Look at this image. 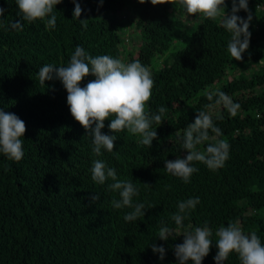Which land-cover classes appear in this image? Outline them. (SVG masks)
I'll list each match as a JSON object with an SVG mask.
<instances>
[{"label": "trees", "instance_id": "1", "mask_svg": "<svg viewBox=\"0 0 264 264\" xmlns=\"http://www.w3.org/2000/svg\"><path fill=\"white\" fill-rule=\"evenodd\" d=\"M76 2L86 29L73 18L72 0L56 5L54 29L23 21L16 0H0V109L26 125L23 158L16 162L0 153V264H179L175 246L205 222L213 244L202 264H216V232L230 222L245 234L256 232L264 245V0H248L251 37L241 61L228 52L231 33L222 17L197 19L179 4L153 6L150 0ZM225 3L230 15L231 0ZM236 14L248 16L244 10ZM17 20L20 31L11 27ZM77 46L93 57L138 60L149 68L154 86L146 111L167 108L162 123L151 125L157 139L150 148L127 129L110 131V117L101 131L117 140L113 152L102 149L97 156L92 136L70 113L63 84L40 83L39 69L67 66ZM94 79L86 76L80 87ZM216 90L240 104L235 117L223 105L205 108L217 98L209 101L205 93ZM199 111L213 118L222 135L209 131L210 140L197 150L222 139L230 145L229 159L215 171L193 162L198 171L185 184L165 169V161L186 157L182 137ZM97 159L134 184L133 203L145 205L144 216L125 221L133 209L112 207L120 199L108 188L112 181L98 185L91 178ZM95 194L100 199L92 203ZM195 197L200 203L177 226L172 216L178 203ZM162 227L172 230L166 241L159 239ZM152 244L164 247L163 260ZM224 264H241L238 254L230 253Z\"/></svg>", "mask_w": 264, "mask_h": 264}, {"label": "clouds", "instance_id": "2", "mask_svg": "<svg viewBox=\"0 0 264 264\" xmlns=\"http://www.w3.org/2000/svg\"><path fill=\"white\" fill-rule=\"evenodd\" d=\"M62 0H16L22 20L33 23L37 20L43 21L47 29L56 27L57 17L54 14L56 5ZM75 4L73 18L78 19L83 28H87V19L80 20L83 11L80 3L72 0ZM143 4L146 0H138ZM103 3V0H100ZM155 6L171 3L179 4L186 9L191 16L197 19L205 18L215 21L222 17V26L231 33L228 43V52L231 56L241 61L242 54L249 48L251 32L249 27L253 16L248 9V0H231V14L226 15L227 4L225 0H150ZM240 10L248 12L247 19L238 16ZM5 9L0 7V17H3ZM199 14V15H197ZM50 17V18H49ZM12 28L20 31L23 24L20 20L15 21ZM95 79L88 82L86 87H80L81 81L88 75ZM41 84L45 81L59 80L67 91V104L72 117L79 122L86 133L93 138V152L100 156L102 149L113 152L116 135L102 133L105 120L110 117L108 125L113 133L127 129L132 134L141 137L140 143L150 148L153 140L157 139V131L153 130V122L162 123V116L167 108H158V114L146 111V105L152 96L154 80L152 74L140 61L128 64L120 59L109 55L93 57L83 47L77 46L67 66L56 67L52 64L42 66L38 71ZM209 101L215 99L214 104L205 105L212 109L216 105H223L230 116L235 117L240 109L239 103L233 100L223 91H208L205 93ZM223 119V116H217ZM209 131L216 137L222 135L221 129L216 127L213 118L206 111H199L193 123L187 126L182 137V146L187 155L184 158L177 157L175 160H166L165 169L172 175L181 178L187 184L191 177L198 171L193 162H201L212 171L224 167L229 159L230 145L225 140L209 143L202 152L197 146L210 140ZM26 125L17 115L0 109V153L9 160L19 162L23 156V137ZM91 178L98 185H104L109 179V190L119 193L120 199H113L114 209L129 208L125 221H135L145 214L143 203H133V197L138 195V189L131 181L120 180L115 168L108 167L102 160H94L91 168ZM147 185V184H145ZM150 186V185H148ZM92 203L100 199L99 194L90 197ZM200 203L199 197L189 198L178 203V212L172 216L177 226H182V221L190 215ZM172 230L162 227L159 231V239L168 240ZM212 232L205 222L203 227H196L194 231L184 233L183 243L175 246V256L179 264H202V260L209 254L213 242L210 239ZM219 238L216 241L218 249L214 260L216 264H224L230 253L239 256L241 264H264V245L256 232L245 234L235 223L221 226L216 232ZM153 253H159V258L164 259L165 249L163 246L151 245Z\"/></svg>", "mask_w": 264, "mask_h": 264}, {"label": "rangeland", "instance_id": "3", "mask_svg": "<svg viewBox=\"0 0 264 264\" xmlns=\"http://www.w3.org/2000/svg\"><path fill=\"white\" fill-rule=\"evenodd\" d=\"M134 45V43H129L130 48Z\"/></svg>", "mask_w": 264, "mask_h": 264}]
</instances>
